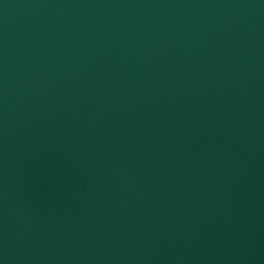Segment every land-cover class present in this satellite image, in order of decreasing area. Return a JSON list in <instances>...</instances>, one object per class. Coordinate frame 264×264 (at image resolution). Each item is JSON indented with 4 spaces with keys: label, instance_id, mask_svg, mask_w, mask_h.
<instances>
[{
    "label": "water",
    "instance_id": "water-1",
    "mask_svg": "<svg viewBox=\"0 0 264 264\" xmlns=\"http://www.w3.org/2000/svg\"><path fill=\"white\" fill-rule=\"evenodd\" d=\"M0 264H264V0H0Z\"/></svg>",
    "mask_w": 264,
    "mask_h": 264
}]
</instances>
